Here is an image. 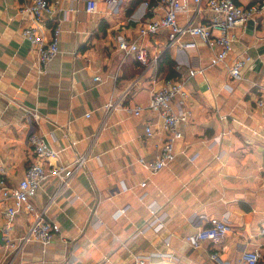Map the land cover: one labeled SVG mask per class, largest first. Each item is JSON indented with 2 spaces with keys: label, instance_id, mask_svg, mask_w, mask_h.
<instances>
[{
  "label": "crops",
  "instance_id": "obj_1",
  "mask_svg": "<svg viewBox=\"0 0 264 264\" xmlns=\"http://www.w3.org/2000/svg\"><path fill=\"white\" fill-rule=\"evenodd\" d=\"M30 1L0 0V178L15 186L36 160L26 143V109L41 115L39 131L59 163L70 164L80 155L88 159L45 213L59 227L49 246L31 243L19 254L5 248L6 204L0 203V264H134L137 257L148 264H243V252L252 250L260 252L259 264H264V107L256 105L264 99V36H257L264 30V15L237 28L232 52L212 65L214 51L198 38L185 36L167 49V30L142 36L143 22L158 18L147 14L145 0H93L94 13L86 11V0H58L59 54L40 73L35 50L22 36L32 25L22 12ZM189 9L179 15L181 25L193 18L192 2ZM211 17L204 10L193 22ZM116 35L138 42L151 56L167 53L174 69L179 58L191 69H204L193 78L187 68L175 70L187 78L190 120L174 145L175 160L156 174L137 161L150 159L165 138L158 114L116 111L105 119L104 106L137 81L124 105L144 108L165 78L158 71L157 83L152 72L142 76L135 59L115 48ZM187 43L195 46L180 48ZM237 59L244 61L240 81L229 75ZM142 93L144 102L138 100ZM147 125L156 130L150 139ZM58 188L55 179L43 183L33 200L38 211L48 207ZM153 202L163 225L159 232L148 211ZM225 215L229 232L221 245L189 246L187 237L197 231L199 217ZM32 220L19 213L11 238L23 235Z\"/></svg>",
  "mask_w": 264,
  "mask_h": 264
},
{
  "label": "built area",
  "instance_id": "obj_2",
  "mask_svg": "<svg viewBox=\"0 0 264 264\" xmlns=\"http://www.w3.org/2000/svg\"><path fill=\"white\" fill-rule=\"evenodd\" d=\"M72 4L79 0H69ZM116 0H107L108 4L115 3ZM190 2L193 4V18H189L183 25L178 23L177 17L184 12H189ZM144 6L147 14L158 16L155 20H145L142 25V36L156 35L160 30L169 32V43L167 49L173 48L180 43L185 36L198 38L206 47L214 51L212 65L223 63L233 45L237 41L236 29L244 27L248 22L256 23L259 16L264 15V0H253V3L242 6L234 0H145ZM202 7L204 9H202ZM96 3L93 0H86V11L94 13ZM60 9L58 0H31L24 4L22 12L31 18L32 25L25 28L22 36L35 50L37 65L40 73H43L47 65L59 54V40L61 29L59 22L55 21ZM208 10L212 17L205 23L195 24L193 21L202 11ZM52 23L50 27L47 24ZM49 31L47 36L44 31ZM115 48L125 55L132 56L142 68L143 75L152 72L153 83L158 82V62L160 55L151 56L146 48L136 41L129 40L122 35L114 36ZM194 43L182 45V49L193 48ZM184 59L175 60V70L180 73L187 68L189 78L204 73V69H191L189 65L183 63ZM244 61L235 60L229 67V75L233 80H242V68ZM179 75V74H178ZM187 78L182 75L175 79H165L160 81V86L150 92V99L146 107H125L124 101L131 93L133 82L129 88L121 93L117 98L111 99L104 106L105 119L116 111H126L134 117H140L143 112L157 113L160 119V131L165 134L164 140L156 148L150 159L141 157L138 163L151 174H156L166 168L175 160L174 145L183 137L182 127L190 120V112L186 109L189 93L186 89ZM94 81H100L99 77ZM256 105L264 107V99L259 98ZM41 115L37 109H26L25 119L29 125V133L26 138L28 147L34 153L36 160L26 169L22 180L15 186L10 185L5 178H0V203L6 204L4 216L6 222L2 227V242L5 248L20 253L24 246L31 243H38L43 247L50 245L52 239L59 233V227L46 219L45 213L53 203L57 195L70 187L71 179L83 170L87 156L80 155L74 162L63 164L58 162V153L52 149L46 141L44 135L39 131V120ZM156 130L153 125L145 127L146 138L154 137ZM221 136L213 139L219 144ZM51 160H55L52 163ZM49 179H55L59 183L57 194H54L48 207L43 211H38L33 203L37 192L43 183ZM144 187L145 183H141ZM159 207L155 202L148 205V211L153 219L152 227L155 232H159L163 225L158 217ZM122 212V211H121ZM19 213L32 215L33 220L25 233L16 239L11 238L14 218ZM227 215L223 219H210L201 222L197 231L187 237V243L192 248H198L203 243L213 246L221 245L227 233L229 224ZM204 220V219H203ZM203 224V225H202ZM264 235V229L261 230ZM215 260L217 257L212 256ZM261 254L258 250L245 251L242 254L243 264H259ZM134 264H148L144 257L135 258Z\"/></svg>",
  "mask_w": 264,
  "mask_h": 264
},
{
  "label": "trees",
  "instance_id": "obj_3",
  "mask_svg": "<svg viewBox=\"0 0 264 264\" xmlns=\"http://www.w3.org/2000/svg\"><path fill=\"white\" fill-rule=\"evenodd\" d=\"M158 72L161 73L165 79H175L178 77L167 53H164L158 62Z\"/></svg>",
  "mask_w": 264,
  "mask_h": 264
},
{
  "label": "rangeland",
  "instance_id": "obj_4",
  "mask_svg": "<svg viewBox=\"0 0 264 264\" xmlns=\"http://www.w3.org/2000/svg\"><path fill=\"white\" fill-rule=\"evenodd\" d=\"M248 2H247V0H243V4H247ZM177 20H178V23L181 25V23H180V21H181V17L180 16H178L177 17ZM183 21V20H182ZM238 34L237 35H239V33H240V31L237 29V31H236ZM258 37H262V36H264V30L263 31H260L259 32V34L257 35ZM246 39V38H245ZM138 100L140 101V102H144L145 100H146V94H140V96H139V98H138Z\"/></svg>",
  "mask_w": 264,
  "mask_h": 264
}]
</instances>
